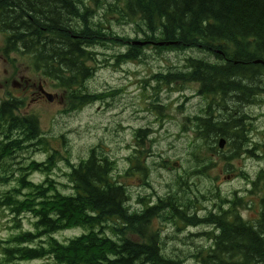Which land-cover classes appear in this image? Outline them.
Here are the masks:
<instances>
[{"label": "trees", "instance_id": "1", "mask_svg": "<svg viewBox=\"0 0 264 264\" xmlns=\"http://www.w3.org/2000/svg\"><path fill=\"white\" fill-rule=\"evenodd\" d=\"M92 2L108 15L134 23L143 33V41L164 42L157 44V49H206L222 60L187 59L189 77L200 84L199 92L220 99H215L218 109L212 111L209 105L203 115L194 118L197 130L192 155L196 166H201V153L214 152L216 146L211 144L220 137L229 139L232 159L243 150L252 152L256 145L249 137L246 115L238 114L237 105L257 103L264 97V64L255 62L264 61V0H0L5 52L29 56L44 79L65 88L80 106L97 97L82 84L92 75L95 47L106 40L117 46L132 42L129 37L109 32L106 37L104 18H95ZM147 45L131 44L126 52L116 53L115 60L140 59ZM184 73H161L157 81L171 85L184 79ZM78 85L81 88L71 93L70 88ZM25 103V98L17 96L0 102V186L10 181L8 165L3 161L28 143L48 148L38 117L20 114ZM149 132L137 130L139 147L144 146ZM51 155L59 156L54 152L46 161H33L22 168L17 178L19 187L1 193L0 209L9 210L15 228L21 230L0 241V264L46 258L54 264H264V171L255 182H262L260 209L251 221L240 212V198L220 200L216 194L212 195L214 209L204 216L190 211L192 205L174 195L159 197L157 204L142 210H132L127 187L113 176L115 161L97 148L78 163H69V194L49 175L41 183L29 179L35 171L51 172L55 165ZM203 158L209 159L208 155ZM136 167L146 171L141 158ZM207 168L204 166L202 172ZM26 213L35 219L34 230L22 229L19 217ZM165 214L187 226L211 228L204 235L212 245L190 256L193 263L165 249L160 232L153 226L154 219L165 218ZM73 227L87 232L67 242L55 236ZM127 232L137 239L126 236Z\"/></svg>", "mask_w": 264, "mask_h": 264}, {"label": "rangeland", "instance_id": "2", "mask_svg": "<svg viewBox=\"0 0 264 264\" xmlns=\"http://www.w3.org/2000/svg\"><path fill=\"white\" fill-rule=\"evenodd\" d=\"M91 7L95 18H104L106 37L109 32L129 37L132 42L117 46L108 44L106 40L95 47L92 75L82 84L97 97L81 106L70 99L65 88L58 87L52 79H44L33 68L29 56L13 51L6 53V35L0 32V102L9 96L25 98L20 114L38 117L48 147L45 150L43 146L28 143L26 148L3 161L8 165L10 181L0 186V196L13 187H19L17 178L22 168L33 161H46L54 152L60 157L51 155L55 157L51 172L35 171L29 179L41 183L49 175L61 191L69 194L72 192L67 176L71 169L69 163H78L97 148L115 161L113 176L127 187L132 210H142L149 204H157L159 197L174 195L191 204L190 211L194 209L199 216H204L214 209L212 195L216 194L220 200L234 196L240 198L241 214L252 221L260 209L262 182L256 185V181L264 171V97H260L257 103L237 105L238 114L246 115L248 134L256 145L251 147L252 152L243 150L232 159L233 147L225 137V148L220 149L218 141L212 143L213 147L216 146L214 152L201 153L198 163L201 166H196L192 155L197 130L194 118L203 115L209 105H212V111L218 109L215 108V99L219 98L199 92L200 84L189 77L187 59L222 60L206 49L160 50L156 44L150 43L143 48L140 59L117 63L116 53L126 52L131 44L143 41L145 37L129 20L108 15L107 10L101 11V6L94 2ZM176 70L184 71L185 78L171 85L158 83L159 74ZM39 84L55 95L53 102L45 96L38 101L37 96L31 94L33 87ZM80 88V85L73 86L70 91ZM156 105L162 108L157 109ZM141 128L150 132L144 146L139 147L135 135ZM1 138L3 136L0 135ZM207 155L208 161L203 158ZM139 158L144 161L145 172L136 167ZM204 166L208 168L202 172ZM166 215L165 218L156 217L153 224L154 229L160 232L165 249L174 256L187 257L193 263L190 256L198 249L212 245L204 235L211 228L187 226L181 220L170 219ZM13 220L14 215L9 210L0 209V241L21 230L15 228ZM19 220L23 230H34L35 219L31 214H23ZM85 232L84 228L73 227L57 232L55 236L67 242ZM126 236L137 239L130 232ZM25 264L54 262L46 258L26 261Z\"/></svg>", "mask_w": 264, "mask_h": 264}, {"label": "water", "instance_id": "3", "mask_svg": "<svg viewBox=\"0 0 264 264\" xmlns=\"http://www.w3.org/2000/svg\"><path fill=\"white\" fill-rule=\"evenodd\" d=\"M158 44V45H163L164 42H159V43H155L153 41H136L134 44H138V45H146V44ZM171 43H174V42H171ZM256 63H262L264 64V61L263 60H256L255 61ZM42 92L44 93V95L47 97V99L50 101V102H53L55 100V95L50 93V92H47L45 91L44 89H42ZM227 144V139L225 137H220L219 138V141H218V146L220 149H224L225 146Z\"/></svg>", "mask_w": 264, "mask_h": 264}, {"label": "flooded vegetation", "instance_id": "4", "mask_svg": "<svg viewBox=\"0 0 264 264\" xmlns=\"http://www.w3.org/2000/svg\"><path fill=\"white\" fill-rule=\"evenodd\" d=\"M42 89H44L45 91H47L45 89V86L42 85V84H39L38 86H34L33 89L31 90V94H34L37 96V100H41V99H44L46 96L44 95V93L42 92ZM48 92V91H47ZM45 96V97H44ZM257 217V216H256ZM255 217V218H256ZM254 218V219H255Z\"/></svg>", "mask_w": 264, "mask_h": 264}]
</instances>
